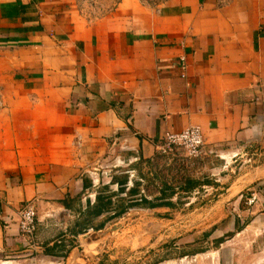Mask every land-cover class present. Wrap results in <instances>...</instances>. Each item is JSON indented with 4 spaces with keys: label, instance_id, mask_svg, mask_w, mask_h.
<instances>
[{
    "label": "crops",
    "instance_id": "0c3cea01",
    "mask_svg": "<svg viewBox=\"0 0 264 264\" xmlns=\"http://www.w3.org/2000/svg\"><path fill=\"white\" fill-rule=\"evenodd\" d=\"M80 9L77 0H0V264H143L90 235L132 210L166 209L107 221L136 183V200L160 196L172 162L158 146L191 126L207 150L256 167L235 178L209 158L197 179L206 185L183 194L190 207L201 189L216 190L188 215L216 221L174 244L180 261L154 264H264V0H118L96 19ZM126 176L120 193L114 177ZM100 195L114 204L94 218ZM253 195V207L241 202ZM30 201L29 242L19 211Z\"/></svg>",
    "mask_w": 264,
    "mask_h": 264
},
{
    "label": "rangeland",
    "instance_id": "374dc122",
    "mask_svg": "<svg viewBox=\"0 0 264 264\" xmlns=\"http://www.w3.org/2000/svg\"><path fill=\"white\" fill-rule=\"evenodd\" d=\"M77 1L78 7H81L80 11L86 12L87 16L90 18L96 19L105 15V13L109 11L108 6L112 5L118 0ZM231 158L232 157H229L226 162L224 161L223 169L225 175H228L233 170L234 173H231L230 175L235 178H241L256 167L255 160H252V157H247L251 159L245 158V161L242 162L238 161L237 158L233 160H231ZM105 171V178L109 175H112V172L110 173L109 170ZM224 174L220 173V176H223ZM211 179H215V177H211ZM216 194H219L216 192V190L204 192V190L201 189L197 195V197L200 198L193 201L190 207L186 206V204L191 202L188 200L190 196L184 195L183 193L178 194V196L174 197L173 199L174 204H176V206L173 208L160 209L159 211L132 210L116 225L120 226L121 231L118 230L119 232L116 231L113 234L108 235L109 237L106 239L105 237H102L100 233H93L90 235V237L94 242H102L103 239H105L108 242H111L112 245L116 243L117 248H115L113 251L121 252V256L124 258L123 260H127L128 258L134 259L136 255L139 256L141 254L143 256V264H154L158 262L164 263V261H168L170 259L180 261L182 257L181 250H172L174 244L177 243L179 244L178 246L182 247L184 235H193L195 232L207 228L216 221L214 218H200L197 217V215L190 219L188 216L189 213H192L193 210L202 207L206 203L207 205H210V203H212L210 201L213 200ZM205 195L207 196L201 198V196ZM253 196L248 198L244 197L241 202H246L249 207H253L259 202L255 196V202L251 203ZM259 213L264 214V210H261ZM262 217L263 219L259 221L260 224H264V216ZM190 221L192 222L191 232L188 231V225ZM81 239L84 240L83 238ZM249 246L251 245L246 247ZM83 249L86 251L85 254H90V251H88L86 248V243H84V248L80 249V251H83ZM94 252L97 251L95 250ZM94 254L93 256H95ZM100 256L102 255L100 254ZM129 262L133 263L134 260Z\"/></svg>",
    "mask_w": 264,
    "mask_h": 264
},
{
    "label": "built area",
    "instance_id": "2783aa9c",
    "mask_svg": "<svg viewBox=\"0 0 264 264\" xmlns=\"http://www.w3.org/2000/svg\"><path fill=\"white\" fill-rule=\"evenodd\" d=\"M182 70L185 72L186 67L183 66ZM183 77H185V74ZM4 107L5 103L0 94V109ZM158 151L172 162H168L169 177L165 184L176 189H178L179 184L185 183L189 178H205L208 170L205 168V163L208 162L209 158L215 157L227 161V157L216 149H206L204 135L199 126H191L181 133L167 134L158 146ZM235 158L236 156L232 157L231 160ZM131 176L134 178L135 173L133 172ZM92 179L95 185L99 182L98 172L95 171L92 174ZM158 186L160 189L163 188L160 184ZM255 200L256 197L253 196L251 203H254ZM37 220V203L35 201L26 202L19 211V230L26 241L30 242L34 239Z\"/></svg>",
    "mask_w": 264,
    "mask_h": 264
},
{
    "label": "trees",
    "instance_id": "16d2710c",
    "mask_svg": "<svg viewBox=\"0 0 264 264\" xmlns=\"http://www.w3.org/2000/svg\"><path fill=\"white\" fill-rule=\"evenodd\" d=\"M120 178L114 177V182H119L120 183V193H124L126 191V184L128 177H124L123 180L118 181ZM208 183V182H207ZM203 184L201 181L197 179H188L184 184H181L179 187V190H177L175 187L168 186L165 184L163 188L161 189V194L156 200L154 201H149L145 196H143L140 201L136 200L135 197L136 195L139 194L140 192V183H136L134 188L129 190L127 192V198L126 199H120L116 203V212L114 216L108 218L107 221H112L115 219H121L123 218L129 210L134 209V208H145V209H157V208H173L176 206L174 204L173 199L176 195L181 194V193H190L193 192L194 190L202 187ZM113 195L111 196H98V204H99V211L95 213V217L97 218L100 216V214L103 211H110L112 210L114 202L112 201ZM90 219V220H89ZM87 225L93 227V224L91 223L92 219L89 218ZM91 223V224H90ZM97 230H99L97 228ZM84 232H81L80 234H83ZM223 241V240H222Z\"/></svg>",
    "mask_w": 264,
    "mask_h": 264
},
{
    "label": "water",
    "instance_id": "95a60500",
    "mask_svg": "<svg viewBox=\"0 0 264 264\" xmlns=\"http://www.w3.org/2000/svg\"><path fill=\"white\" fill-rule=\"evenodd\" d=\"M119 229H120V226H113V227H111L109 230H107V231H105V232H103V233H100V235H101L102 237H106V236L111 235V234H113L114 232L118 231Z\"/></svg>",
    "mask_w": 264,
    "mask_h": 264
}]
</instances>
